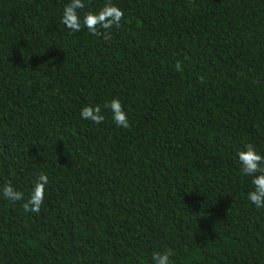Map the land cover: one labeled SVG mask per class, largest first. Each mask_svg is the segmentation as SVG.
I'll use <instances>...</instances> for the list:
<instances>
[{"label":"trees","instance_id":"obj_1","mask_svg":"<svg viewBox=\"0 0 264 264\" xmlns=\"http://www.w3.org/2000/svg\"><path fill=\"white\" fill-rule=\"evenodd\" d=\"M69 3L0 0V264H264L238 157L264 155V0H111L125 19L101 36L70 33Z\"/></svg>","mask_w":264,"mask_h":264},{"label":"clouds","instance_id":"obj_2","mask_svg":"<svg viewBox=\"0 0 264 264\" xmlns=\"http://www.w3.org/2000/svg\"><path fill=\"white\" fill-rule=\"evenodd\" d=\"M85 7L84 0H70L63 10L61 23L70 30V33L80 32L82 27L94 36H101L105 33L101 30L111 29L113 27L120 28L121 21L125 19L124 12L117 5L108 3L100 9L99 12H87L81 17L78 14L79 9ZM177 71H183L180 62L175 65ZM204 78H200L203 82ZM105 109H110L112 120L117 127L128 129L131 127L128 114L124 111L123 105L119 98H113L109 103L103 106ZM81 117L95 124H101L105 121V115L102 113L100 105L85 106L81 109ZM245 149L239 151L238 157L242 165L241 172L243 175L252 177L254 190L247 194V199L255 205L257 209L264 208V155L259 154L255 146L251 143L245 144ZM49 183V178L43 172L38 175L34 183L32 192L29 195L27 202L23 204L25 212H33L39 214L44 203L46 185ZM3 196L13 202L22 200L24 193L15 190L11 182L3 186ZM172 249H166L163 253H154L152 260L155 264H170V256Z\"/></svg>","mask_w":264,"mask_h":264}]
</instances>
